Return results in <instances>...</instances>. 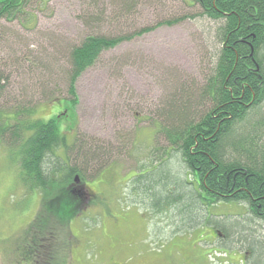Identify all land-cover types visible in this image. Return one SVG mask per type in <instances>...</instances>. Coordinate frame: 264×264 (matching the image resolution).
Wrapping results in <instances>:
<instances>
[{
  "label": "rangeland",
  "instance_id": "obj_1",
  "mask_svg": "<svg viewBox=\"0 0 264 264\" xmlns=\"http://www.w3.org/2000/svg\"><path fill=\"white\" fill-rule=\"evenodd\" d=\"M35 6L24 23L0 21V128L17 121V111L30 110L34 120L54 117L68 136V154L80 139L106 157L80 169L83 181L73 188L84 184L86 196L73 194L77 215L66 218L49 206L59 186L45 192L26 185L19 151L0 135V264H264V221L248 204L205 207L200 200L193 215L186 198L172 202L183 188L168 186L184 179L200 192L166 135L162 110L189 102V122L208 112L222 23L192 0H47ZM93 35L128 39L81 74L72 106L71 51ZM67 151L53 156L74 167ZM164 171L172 179L157 183ZM145 178L153 185L146 187ZM40 217L46 223L38 230Z\"/></svg>",
  "mask_w": 264,
  "mask_h": 264
},
{
  "label": "trees",
  "instance_id": "obj_2",
  "mask_svg": "<svg viewBox=\"0 0 264 264\" xmlns=\"http://www.w3.org/2000/svg\"><path fill=\"white\" fill-rule=\"evenodd\" d=\"M46 1L0 0V21L24 23L32 5L36 4L37 8L39 4L44 6ZM192 1L202 8L204 15L222 23L223 47L207 90L206 101H210L211 107L208 112L195 115L199 118L197 121L189 122L188 118H192L190 104L185 101L174 104L176 108L172 111L162 110V118L166 119L164 127L175 147L173 150L180 152L183 162L195 176L200 192L195 194L184 179H172L166 171L157 183L169 177L172 180L168 186L173 184L183 188L175 191L180 195L172 202L186 198L192 208L188 211L190 214H196L194 207L200 209V200L205 207L243 202L248 204L254 218L264 221V0ZM127 39V36L93 35L72 49L69 100L73 102L72 106L77 103L75 82L81 74L96 63L101 53ZM16 118L11 125L3 124L0 135L9 136L10 143L13 142L19 151L22 181L45 192L51 184L58 185L60 192L50 202V209L53 205L63 210V217L73 218L77 215L75 208L79 202L75 203L73 194L80 191L86 196L84 184L73 188L75 177L79 175L83 181L80 169L90 168L92 163L103 164L105 150H91L79 139L74 142L72 155L68 154L71 150H68V136L54 117L34 120L30 110H19ZM28 131L31 133L26 135ZM61 148L68 150L74 167H68L63 157L53 156L54 151ZM165 166L161 168L165 169ZM142 180L147 181L146 187L153 185V178ZM171 191L173 188L167 193ZM201 209L205 210L203 206ZM197 216L201 218L200 214ZM45 223L40 217L34 226L39 230Z\"/></svg>",
  "mask_w": 264,
  "mask_h": 264
},
{
  "label": "water",
  "instance_id": "obj_3",
  "mask_svg": "<svg viewBox=\"0 0 264 264\" xmlns=\"http://www.w3.org/2000/svg\"><path fill=\"white\" fill-rule=\"evenodd\" d=\"M75 181H76V182H79V181H80V177H79V175H77V176L75 177Z\"/></svg>",
  "mask_w": 264,
  "mask_h": 264
}]
</instances>
